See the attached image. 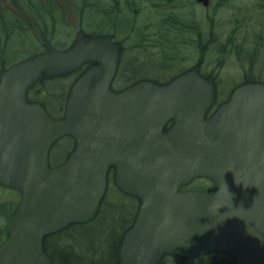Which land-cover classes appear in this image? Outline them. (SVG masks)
Masks as SVG:
<instances>
[{
  "label": "water",
  "instance_id": "water-1",
  "mask_svg": "<svg viewBox=\"0 0 264 264\" xmlns=\"http://www.w3.org/2000/svg\"><path fill=\"white\" fill-rule=\"evenodd\" d=\"M115 49L104 37L78 35L66 50L49 49L0 73V185L20 193L0 264H49L43 238L96 215L110 166L116 186L140 201L120 264L213 251L235 264H264V85L236 88L205 119L214 91L193 70L165 85L141 81L113 92ZM88 61L100 66L71 86L62 118L25 102L42 73ZM64 136L74 149L50 167L49 151ZM196 177L213 181L215 191H178Z\"/></svg>",
  "mask_w": 264,
  "mask_h": 264
},
{
  "label": "rangeland",
  "instance_id": "rangeland-1",
  "mask_svg": "<svg viewBox=\"0 0 264 264\" xmlns=\"http://www.w3.org/2000/svg\"><path fill=\"white\" fill-rule=\"evenodd\" d=\"M54 1L60 3L63 6V17H61V10L57 9L58 12L56 13V17L58 22L55 26H52L51 24L48 26V31L46 32L45 37H43V35H39L36 30L34 31L27 29L22 33L16 31L15 35L12 36L6 47L3 48L6 66H0V73H2L11 65H15V63L17 64L18 62H22L33 55L44 53L49 49L66 50L73 45L78 35H82L84 38H95L97 36L108 38L112 44L116 46L120 57L117 75L118 73L121 74L122 72L123 75H121L122 78L116 80L119 83L115 82L113 84L115 88H119L121 85L123 86L120 88H123L126 85H130V83L139 82L146 77L168 82L171 80L170 77L175 75L169 74L167 72L161 73L157 70L160 69L159 63L162 62L164 56L169 55L172 52L167 48H164V50L156 48L150 50L148 47L152 44V39L155 38V36L162 40L163 38L161 31H169V28L166 27L164 29V25H159V30H155L153 32L154 28L145 26V36L140 38L139 33L142 31L141 26L145 25V19L139 18L135 21L136 23L132 22L133 25L130 28L129 25L124 28L125 21L127 19L119 17L117 26L113 29L111 27L112 19L109 20L105 15L99 13L97 10L98 6L104 8L110 7L108 0H92L93 4H89L86 10L80 8L82 3L78 2L77 0H59L60 2L58 0ZM135 1L136 0H134V2ZM139 1L143 7H146L147 5H156L160 7L163 5L161 4V0ZM3 2H5V0ZM4 4L8 10V13H10L12 9H15L14 7L16 6L12 2H7ZM181 7L182 10L185 11L182 12V14H184V17L187 19H185L186 21H191L190 23H194V20H196V22L199 23L200 28L206 31L207 23L212 21L208 17H213V22H215L216 26V35L219 37V40H216V45L212 44L211 46V44H209L207 47L205 46L206 48L204 47L201 50H199L197 43L180 45L178 48L180 51H178L179 55H176L177 61H179L176 63L177 70L174 68L173 72H177L179 69L185 71L188 69V71H190L197 68L200 73L203 72L204 75H208L209 71L214 66L217 67V70L219 71L217 79L220 81H229L232 78L235 81H238L240 76L236 73L238 72L239 74L241 71V68H239L238 64L241 61H244V66H246L248 60H245L246 57H243V53L238 52L237 49H233L232 36L235 34L239 36V40L244 39V43H242L243 46L241 47L242 51L248 50V45L251 42L249 38V29L252 27V22L249 21V18H264V14H261L264 13V0H209L208 8L197 3V0H188L186 3L182 4ZM152 8H154V6ZM166 8L169 10L168 7ZM156 9L159 11V8ZM156 9H152V11L158 13ZM162 11L164 10H161V12ZM123 12L126 13L125 10H123ZM122 14L120 16H122ZM153 21L154 18L151 17L149 19V24L152 25ZM237 24H242L241 29L243 30L240 29V32L233 31L234 25ZM170 37L173 38V36ZM144 38L145 41L140 43V39ZM212 51L216 52V55H214ZM201 52L203 56L200 57ZM200 58H202V60L199 62ZM129 63L141 68L135 71L134 67L128 65ZM198 63L201 64L198 66ZM127 69H129L132 74H127L126 76ZM46 78L48 79L51 77ZM262 80H264V77H262ZM57 82L60 84L59 81ZM51 86L56 87L57 83L53 82ZM222 87L224 86L219 85L218 82V85H216L214 89L216 103L228 100L231 92L234 89L230 87ZM44 99L51 100V97L46 95ZM45 103L47 106L49 105V112L54 115L55 118L61 117L63 115L64 106L60 110L57 109V107L62 106V99H52L50 102ZM73 147L74 143L71 142L69 138L64 137L57 141L49 152L51 164L55 165L61 163L69 152V149L71 148V151ZM112 185L113 184L111 182L109 186ZM189 189L201 191L211 190L213 189V185L210 181L200 178L193 180L189 186ZM12 191L13 189L0 185V206L13 205L15 203V200L13 199L18 200L19 202V195L15 198V196L12 195ZM128 218L129 216L126 219ZM3 220V218L0 219V243L5 240V230L4 226H2L4 224ZM63 236L64 235L62 233L59 234L60 238L58 241L60 244H64ZM89 237L90 240L96 239L98 237L97 228H92L90 230ZM99 244H101L100 247L102 249L108 248L109 244L107 237L104 236L103 238H100ZM64 252H67V250ZM195 259L196 258L181 260L167 258L162 264H234L233 260L222 253L216 254L214 256H208L207 258L199 257L197 260Z\"/></svg>",
  "mask_w": 264,
  "mask_h": 264
},
{
  "label": "trees",
  "instance_id": "trees-1",
  "mask_svg": "<svg viewBox=\"0 0 264 264\" xmlns=\"http://www.w3.org/2000/svg\"><path fill=\"white\" fill-rule=\"evenodd\" d=\"M3 1L4 0H0V66L5 67L3 48L6 47L12 36L15 35V32L18 31L22 33L27 29H31L34 31L36 30L38 34L45 37V34L48 31V26L50 24L55 26L58 22L56 17V13L58 12L57 9L61 10V17H63L62 9L64 8L60 3L54 0ZM77 1L82 3L80 8L83 10H86L89 4H93L92 0ZM108 1L110 7L104 8L100 6V8L98 6L97 10L109 20L112 19L111 27L113 29L117 26L119 17L127 19L124 28L128 25L130 28L133 25L132 22L136 23L135 21L137 19L144 18L145 25L141 26L142 31L139 33L140 38L145 36V26L154 28L153 32L159 30V25H164V29L166 27L169 28V31H161L162 40L155 36V38L152 39V44L148 46L150 50L155 48L164 50V48H167L172 52L169 55H165L162 62L159 63L160 69L157 70L161 73L167 72L176 75L177 73L184 71L179 69L177 72H173V69L177 68L176 63L179 62L177 61L176 55H179L180 51L178 48L180 45L197 43L199 50L203 49L205 46L207 47L209 44H211V46L212 44L216 45V26L215 22H213V17H208L212 21L207 23V31L201 29L196 20H194V23L186 21L187 19L184 17V14H182V12L185 11L182 10L181 5L188 0H161V4L163 5L160 7L153 5L154 8H152V5L143 7L139 0H136L135 2L134 0ZM7 2H12L16 5L14 7L15 9H12L10 13H8L4 4ZM166 7H168L169 10ZM156 8H159V11ZM152 9H156L158 13L153 12ZM123 10H125L126 13L123 12ZM161 10L164 11L161 12ZM121 14L122 16H120ZM151 17L154 18L152 25L149 24V19ZM170 36H173V38ZM144 41L145 38L140 39L139 42L143 43ZM202 52L200 53V57L203 56ZM212 53L216 55V52L212 51ZM201 60L202 58L199 59V62ZM200 64L201 63H198L197 65L199 66ZM128 65L134 67L135 71L141 68L130 63ZM214 69H216V67L213 66L211 71H214ZM80 71H82V68L76 69L73 73L79 74ZM127 74H132L129 69H127L126 76ZM121 75H123V72L120 76ZM58 80L61 81L59 77H51L48 79L42 77L40 80H37V82L31 85L28 89V100H38L43 103L45 100L44 97L46 96L45 94L52 95L51 100H57L64 97L67 92L66 88H63L60 85L57 86V88L51 86L53 82L57 83ZM215 105L216 102L214 101V105H212L213 108ZM171 123L172 121L167 124L166 128L170 126ZM12 195L16 198L19 193L17 191H12ZM13 200H15L13 205L0 206V219H4V224L2 226H4L5 230V239L8 236V224L18 206V200ZM138 204L139 202L137 199L125 195L113 185L109 186L104 198L101 200L96 215L89 221L71 223L62 230L45 236L42 242L43 252L48 256L52 264H118L117 249L123 233L129 228L134 220ZM128 216L129 218L126 219ZM92 228H97L98 237L90 240L89 236ZM60 233L64 235V244H60L58 241ZM104 236L107 237L109 246L108 248L102 249L100 247L101 244L99 243L100 238H103ZM65 250H67V252H64ZM214 255H216V252L207 253L202 255L201 258H207L208 256ZM164 257H162V259Z\"/></svg>",
  "mask_w": 264,
  "mask_h": 264
},
{
  "label": "flooded vegetation",
  "instance_id": "flooded-vegetation-1",
  "mask_svg": "<svg viewBox=\"0 0 264 264\" xmlns=\"http://www.w3.org/2000/svg\"><path fill=\"white\" fill-rule=\"evenodd\" d=\"M249 21H256L255 23H251L252 27L249 29L250 31V44L248 45V50H243L245 52L247 61V65L239 72L236 73L239 75V80L235 81L233 78L229 81H220L217 79V75L219 74L216 70V85H223L224 87H231L232 85H238L243 83H264V80H262V77H264V18L263 19H249ZM255 26V27H254ZM242 27V24H239V27H233V30L240 29ZM234 39H238L235 34L232 36ZM216 40H219V37L216 35ZM247 53V54H246ZM95 65V63H90L84 66L83 71H80L79 74H75V77L72 78V81L74 82L76 78L83 73L84 71L88 70L90 66ZM212 82V84H215L214 79L207 78ZM218 80V82H217ZM235 81V82H234ZM237 87V86H236ZM225 101V100H224ZM223 102V101H222ZM212 190V189H211ZM172 257H169L170 259ZM175 259V258H172ZM171 262V261H170Z\"/></svg>",
  "mask_w": 264,
  "mask_h": 264
}]
</instances>
